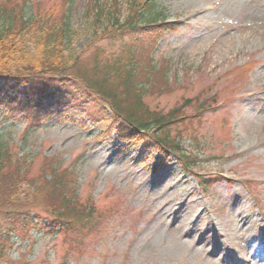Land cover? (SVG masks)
Wrapping results in <instances>:
<instances>
[{"label": "rangeland", "instance_id": "1", "mask_svg": "<svg viewBox=\"0 0 264 264\" xmlns=\"http://www.w3.org/2000/svg\"><path fill=\"white\" fill-rule=\"evenodd\" d=\"M21 2L12 0L17 11ZM145 2L175 30L117 27ZM26 7V16L49 25L66 19L70 39L59 55L77 65L136 64L130 90L170 118L163 131L193 166L186 172L174 156L159 158L86 124L78 105L100 101L76 87L34 97L27 107L43 123L25 134L15 107L28 99L26 86L0 83V138L28 163L32 187L46 180L50 188L47 175L62 174L69 208L79 220L99 221L53 235L17 224L0 238V264H264V18L256 13L264 0H29ZM196 174L208 181L204 192Z\"/></svg>", "mask_w": 264, "mask_h": 264}, {"label": "trees", "instance_id": "2", "mask_svg": "<svg viewBox=\"0 0 264 264\" xmlns=\"http://www.w3.org/2000/svg\"><path fill=\"white\" fill-rule=\"evenodd\" d=\"M28 2L22 0L20 7L23 8L17 11L12 0H0V83L26 86L24 94L28 99L25 103H19L18 108L15 107L24 121L25 134L43 123L42 115L32 112V107H27L31 103L37 104L34 97L43 98L44 92L54 97L50 90H58L60 86L76 87L81 93L90 96L95 94L102 101L101 104L99 102L100 106H96L93 103L97 102L91 99L83 100L78 110L87 116L88 121L104 127L107 135L115 132L121 141L142 144L143 150L174 154L185 165L186 157L174 148L163 131L170 118L148 111L139 95L130 90L137 88L134 71L136 64L129 60V67L125 70L116 59L113 63L96 61L91 68H87L77 65L74 59L59 55L70 39L66 19L49 25L40 20L39 16H26ZM156 9L155 3H141L120 24L114 22L111 14H107V19H110L106 20L107 26L114 22L125 32L136 34L144 30L136 29L140 25H152L154 27L148 26L145 30L160 29V33L174 31L175 25H162ZM155 24L158 26L155 27ZM158 32L156 30L153 33L156 35ZM128 46L133 50L134 45ZM35 50L40 52L39 55ZM149 65L155 71L153 62ZM9 110L11 113L14 111ZM16 157L12 147L0 138V238L5 234L3 237L9 239L8 236L14 232L17 224L24 228L31 226L43 230L49 235L68 229L75 231L76 227L87 226L90 229L98 225V218L79 220L75 211L69 208L72 199L66 192L68 187L62 174L47 175L53 181L50 188L46 180H43V189L36 185L32 187L28 163ZM185 167L188 169L190 166L186 164ZM50 202L54 205H50ZM7 228L9 230L4 231Z\"/></svg>", "mask_w": 264, "mask_h": 264}, {"label": "bare ground", "instance_id": "3", "mask_svg": "<svg viewBox=\"0 0 264 264\" xmlns=\"http://www.w3.org/2000/svg\"><path fill=\"white\" fill-rule=\"evenodd\" d=\"M256 13H257V15H259V14L261 15V16H259L260 18H262V19L264 18V8L261 9L260 11H257ZM251 16H252V14H251ZM259 24H260V25H263L264 22H261V23H259ZM187 218L189 219L188 216H187ZM188 219H187V220H188ZM189 220H191V218H190Z\"/></svg>", "mask_w": 264, "mask_h": 264}]
</instances>
